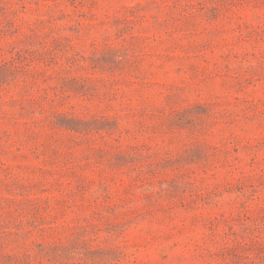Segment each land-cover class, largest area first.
Here are the masks:
<instances>
[{
  "label": "rangeland",
  "instance_id": "374dc122",
  "mask_svg": "<svg viewBox=\"0 0 264 264\" xmlns=\"http://www.w3.org/2000/svg\"><path fill=\"white\" fill-rule=\"evenodd\" d=\"M0 264H264V0H0Z\"/></svg>",
  "mask_w": 264,
  "mask_h": 264
}]
</instances>
